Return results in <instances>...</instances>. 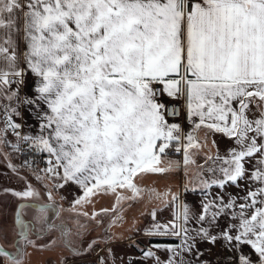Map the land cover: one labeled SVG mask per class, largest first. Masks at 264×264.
Returning <instances> with one entry per match:
<instances>
[{
    "label": "snow or ice",
    "instance_id": "snow-or-ice-1",
    "mask_svg": "<svg viewBox=\"0 0 264 264\" xmlns=\"http://www.w3.org/2000/svg\"><path fill=\"white\" fill-rule=\"evenodd\" d=\"M158 95L180 102L191 131L167 121ZM24 112L34 135L16 123ZM0 115V148L45 157L37 178L52 185L51 203H38L27 183L0 191L16 201L11 227L0 226L2 264L57 247L48 239L54 191L76 185L74 209L109 193L119 204L143 191L137 176L181 169L183 193L198 201L190 208L178 193L156 192L172 219L161 224L153 210L144 232L181 238L163 248L165 264H191L192 255L196 264H264V0H0ZM216 137L234 147L221 155ZM170 148L182 161L162 167ZM114 210L75 215L100 227ZM86 229L77 222V236ZM60 231L67 245L70 230ZM142 255L160 264L153 251Z\"/></svg>",
    "mask_w": 264,
    "mask_h": 264
},
{
    "label": "crops",
    "instance_id": "crops-1",
    "mask_svg": "<svg viewBox=\"0 0 264 264\" xmlns=\"http://www.w3.org/2000/svg\"><path fill=\"white\" fill-rule=\"evenodd\" d=\"M21 47H23L22 40ZM16 123L23 125L21 129L23 133L32 135L36 133L34 121L29 117L27 112H24L23 119L16 118ZM177 124L182 127L184 132L191 131V126L186 119L184 111L182 120L177 122ZM9 135L13 138L15 137L11 132H9ZM215 139L221 141L224 138L216 137ZM169 159L180 160V157L165 156L162 158L161 166L163 167L166 165ZM43 160L45 161L46 158L44 157ZM199 162L203 163V160L200 159ZM141 175L143 176L142 179L140 176H137L134 180V182H136L143 190L136 199L125 200L118 204L116 201V195L109 193L108 195L95 197L93 204L82 207L81 212L87 211L89 214L93 212L101 213L102 209H113L114 206L115 210L110 211L107 214L102 213L98 217V219L103 221V225L100 227H98L95 222L89 221L84 216H80V219H83V222L86 223L89 228L87 232L84 233V237H82L83 240H81L79 244L77 243L75 246L72 244L66 245V250L61 254V260L66 258V261H64L63 264H97L98 257L105 258L106 264H127L128 261H132L134 264H156L155 259L144 257L142 255V250L153 251L155 256L159 257L160 264H165L169 257V253L164 251L163 248L180 245L182 241L180 237L176 236L146 237L144 235V232L152 226L153 221L150 213L153 210L157 213V222L161 224H167L172 219L173 209L164 208L153 197L156 192L163 193L171 191L173 193H178L180 194L181 202L188 203L190 208L198 201V197L191 193H183V186L186 183L183 169L170 172L166 176L151 173ZM177 185H179L178 189ZM62 190L68 194L80 193V196L82 195L78 187L73 184L65 186ZM229 191L235 194V192L239 190L229 189ZM116 192L124 196L131 195V193L125 189L117 188ZM55 193L59 194V190ZM60 193H62V191H60ZM94 206H96V208H94ZM70 210L71 209H68L66 214L71 216L74 215V210ZM48 215L50 222L52 223L55 213L49 212ZM190 226L196 227L195 224ZM49 238L51 239L52 237L50 236ZM155 240H162L164 242L157 243L154 242ZM89 244L93 245L91 250L88 249ZM153 244H160L162 248L158 250L152 247ZM197 247L201 251H206L205 244H198ZM245 252H248V249H245ZM206 258L220 260L226 259L223 254L212 257L206 256ZM186 259L190 260L191 264H196L194 255L186 256Z\"/></svg>",
    "mask_w": 264,
    "mask_h": 264
},
{
    "label": "rangeland",
    "instance_id": "rangeland-1",
    "mask_svg": "<svg viewBox=\"0 0 264 264\" xmlns=\"http://www.w3.org/2000/svg\"><path fill=\"white\" fill-rule=\"evenodd\" d=\"M2 126L3 125L0 124V127ZM7 140L11 144L16 142V138L10 135L7 136ZM217 143L219 144L221 155H224L227 149L234 147L232 141L224 139L217 141ZM21 147L23 148L24 145H21ZM214 153L215 149H213V154ZM6 157L8 158L6 159ZM41 159L43 158H40V155L36 156L34 159H29L27 155L18 153L11 147L0 148V191L6 188L22 191L27 183L40 193V200L38 203H51L46 195V190L52 187L51 183L47 179L37 178L39 170L43 169L46 165L45 161ZM26 161L31 163L32 166L29 167ZM9 165L14 166L15 171ZM178 187L179 185H177V189ZM60 191H62L63 194L60 193ZM55 192L56 191L53 192V199L56 208L59 210V216L55 214L52 219V223L55 224V231L53 235H51V239L57 240V247L51 251L44 252H34L32 249H28L31 255L26 257L25 264H63L66 258L61 260V254L66 250V242L64 237L61 236L60 229L64 227L70 230V234L67 237V245L72 244L75 246L83 240L82 237H84V233H86L89 228L87 227L86 231H83L80 236H77V222L86 226L87 224L83 222V219H80V216L77 218L75 214L72 216L66 214L68 209L74 210V213L75 210L82 211V207L77 206L74 209L72 206L73 201L80 196V193L68 194L62 189H59V194ZM15 203L16 201L11 196L0 195V226L5 228L11 227V214ZM94 208H96V206H94ZM44 242L45 241H40L38 243ZM0 264H2V262H0Z\"/></svg>",
    "mask_w": 264,
    "mask_h": 264
},
{
    "label": "built area",
    "instance_id": "built-area-1",
    "mask_svg": "<svg viewBox=\"0 0 264 264\" xmlns=\"http://www.w3.org/2000/svg\"><path fill=\"white\" fill-rule=\"evenodd\" d=\"M158 100L163 102L166 105L167 111L165 113V118L169 123H177L180 122L183 118V109L180 107V102L174 101L172 99L166 98L163 95H158ZM176 107H173V106ZM175 113V114H173ZM3 120V116L0 115V121ZM24 154L28 156L29 159H34L36 158L35 154H31L27 151L26 146L24 145ZM167 156H179L180 161H182V153L177 154L172 148L167 150Z\"/></svg>",
    "mask_w": 264,
    "mask_h": 264
},
{
    "label": "trees",
    "instance_id": "trees-1",
    "mask_svg": "<svg viewBox=\"0 0 264 264\" xmlns=\"http://www.w3.org/2000/svg\"><path fill=\"white\" fill-rule=\"evenodd\" d=\"M40 158H43L44 159V157H41V156H40ZM43 159H41V160H43ZM154 242L163 243L164 241H162V240H155Z\"/></svg>",
    "mask_w": 264,
    "mask_h": 264
}]
</instances>
